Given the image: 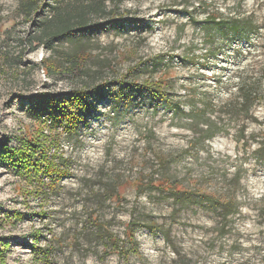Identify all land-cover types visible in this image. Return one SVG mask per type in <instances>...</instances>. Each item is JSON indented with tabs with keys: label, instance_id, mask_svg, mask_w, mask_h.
Wrapping results in <instances>:
<instances>
[{
	"label": "rangeland",
	"instance_id": "1",
	"mask_svg": "<svg viewBox=\"0 0 264 264\" xmlns=\"http://www.w3.org/2000/svg\"><path fill=\"white\" fill-rule=\"evenodd\" d=\"M67 1L25 14L23 0H0L5 264H264V0H96L107 9L90 29L54 50L31 44ZM210 13L251 16L258 29L247 40L206 37ZM241 82L263 98L248 114H221ZM75 95L87 107L68 132L51 108ZM203 98L214 106L193 119ZM206 121L216 132L208 140ZM30 143L35 167L7 154ZM166 180L238 210L223 218L176 205Z\"/></svg>",
	"mask_w": 264,
	"mask_h": 264
},
{
	"label": "trees",
	"instance_id": "2",
	"mask_svg": "<svg viewBox=\"0 0 264 264\" xmlns=\"http://www.w3.org/2000/svg\"><path fill=\"white\" fill-rule=\"evenodd\" d=\"M40 3L41 0H23L21 7L25 14H32L38 9ZM106 9L107 5H105L104 1L98 2L96 0H68L65 6L61 4L53 6L52 14L48 19L42 22L39 34L31 40V44L40 42L48 45L50 50H54L53 45H51L54 40L63 37H73L77 32L87 31L92 27L90 25L91 15L93 13L105 12ZM204 24H206L204 28L207 33L206 37L220 38L225 41L247 40L250 35L258 29V26L255 24V21L252 20L251 16L241 17L239 13L226 17L222 14L215 15L210 13L204 20ZM214 46H216V43H214ZM260 89L261 86L256 87L253 86V84L248 85L241 82L237 90V98L239 100L235 104L225 103L221 105L219 107V110H221L220 113L233 116L243 111L248 114L249 109L253 106L255 101L263 98ZM151 92V96L153 97L161 98L162 100L167 99V96H165L162 91H159V89H154ZM161 94H163V96H161ZM79 95L73 96L74 98L71 100L72 103H69V105L60 107L53 106L51 108V111L55 114L53 115V124L55 126H61L69 132L75 130L80 122H82L84 117L82 109H86L87 106H85L83 99ZM201 100L203 108L192 109L191 116L193 119L206 116L210 113L208 109L214 106L213 103H207L205 98ZM176 107L177 112H183L179 104H177ZM202 124L206 126V130L201 129V132L204 133L207 140L211 139L216 132L208 121ZM31 145L33 144L30 143L27 148L25 147L22 149H8L7 154H10L9 156H18L19 159L17 162L22 164L23 167H27L28 165L35 167L37 164L33 163L29 158L37 157L40 152L33 150ZM44 157L45 156L42 155L41 159L36 158V160H44ZM49 162L50 165L46 166V168L48 169V174L51 176L54 172L59 171L56 170L58 166L56 163L54 164L52 161ZM165 182L167 183V188H164L165 185L161 184V188L163 189L162 192L168 193V198H172L176 205H196L208 208L218 214L219 217L223 218L235 214L238 210L236 205L229 199H218V197L210 193H205L197 189L186 190L185 188L179 187V185L170 183L168 180ZM133 225L134 224H131V226ZM150 228H153V226ZM4 261V257L0 254V264H5Z\"/></svg>",
	"mask_w": 264,
	"mask_h": 264
}]
</instances>
